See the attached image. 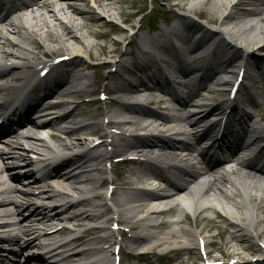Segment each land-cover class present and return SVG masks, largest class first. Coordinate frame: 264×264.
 <instances>
[{
	"label": "bare ground",
	"instance_id": "1",
	"mask_svg": "<svg viewBox=\"0 0 264 264\" xmlns=\"http://www.w3.org/2000/svg\"><path fill=\"white\" fill-rule=\"evenodd\" d=\"M60 1L61 0H9L10 9L8 13L3 17L0 16V49L6 45H11L18 49L22 47L21 44L11 43L7 38L2 36V29H6L7 33L20 38L22 44H25L27 47H32V45H34V48L31 49H26L24 46L20 49L21 52L24 53V56L53 52L54 50L51 49L50 45L54 43H59L63 46H66L67 44L72 45V43H74L76 45L75 52L77 54L85 51V53L89 54L91 57H93L92 51L96 47L99 48L101 55L107 57L122 53L120 52V45L124 41V38L121 36L125 35L126 31L112 26L104 21V19L105 17L114 16L116 13V15L121 17V19L133 28V19L140 12L139 10L127 13L126 11L117 8L118 4H126L127 0H106L107 2H104V0H95L98 3L100 12H97L94 8L88 7L87 0H66V9L70 11V14H68L58 5L61 3ZM77 3H81L82 5L79 6ZM173 7H176L179 10H192L210 23L220 24L221 26L226 25L229 28L224 29L222 27L224 29L223 31L221 29L222 35L210 32V39L206 40L204 38H198L196 42H193V35L200 34V29L198 27L201 26L196 22H192L193 25L185 26L184 29H176L175 27L170 28L168 26V28L160 30L153 36L144 35L138 49L139 53L135 58L136 61L133 63V68L146 71L150 69L151 66H154V68L160 71L161 68L155 65L150 54L146 51L143 52V46L145 47V50L147 46L157 48L161 43L160 39L167 32H173L176 34L171 37L172 41L178 46H181V49L187 50L184 54H173L174 56L171 58L173 61L185 58L188 62L202 63L208 56L215 57L217 55H225L227 49L226 46L230 47L231 50L236 51L237 49L235 50V48H238L237 41H241L248 45L249 49L250 47L252 48V53L250 54L248 52L249 49L247 52L244 51L243 53H237L236 51L235 58L223 60L219 63L217 62L215 68L209 66L210 72L217 71L220 72V74H225L227 73L226 66L229 68L233 67L232 69L235 67H243L247 69V72L251 71L248 76L254 75L255 73L254 77L257 78V80L264 76L262 67V63H264V0H199L196 4L190 5L189 2L177 3L174 4ZM55 8H57V11ZM131 9L134 8L131 7ZM47 15L52 20V23L47 21ZM61 16H64L67 22H65ZM12 17L14 18L13 21L11 20ZM25 19L29 20L26 21L27 24H29V22H34V25H26L24 22ZM79 20L82 22H79ZM231 23L232 25L229 26ZM45 29L47 30L45 31ZM195 29L198 33H195ZM133 30H136V28H133ZM76 33H79L81 36H91L96 40H103V44L98 45L89 41L87 42V46L83 44L84 48H82L77 45L81 40L77 37ZM206 33L209 32L206 30ZM224 38L230 42L226 43ZM171 48L172 47L168 45V47L164 49L165 56L171 53ZM69 49L70 48H68V50ZM11 56H15L22 60L18 55H8L4 53V58L6 59ZM121 56H124V54ZM73 61L75 64H80L82 62L80 59H75ZM237 63L238 65H236ZM251 63L252 66L250 70L248 67ZM168 64H171V62ZM119 65H121V62ZM201 67L204 66L201 64ZM19 70L20 68H17L14 71H1L0 80L10 78L13 73ZM220 74L218 73L216 75ZM182 75L186 79V84H191L192 81H190V78L193 74L184 72ZM115 78L116 75H109L108 77L110 81L115 80ZM80 79L84 78L80 76V78L72 81L66 78L62 87L69 83L71 89H73L74 84H78ZM213 79H211L210 82L214 81ZM135 83L136 84L132 85L122 84L116 88H111L107 85L105 89H107L109 93L118 96V99L122 101L128 98L130 93L138 91L140 88L147 87L142 79L136 80ZM186 84L181 87H188ZM215 85H219L220 87L228 86L227 83H219V80ZM154 87L163 88L161 84H156ZM75 90L76 89H73V91L69 92L65 97L71 94H79ZM215 92L216 91L211 90L209 91V95L212 96ZM2 93L3 91H0V95ZM154 94L155 92H150L148 101L158 105L163 104V99H158ZM228 104L229 106L227 109L232 110L229 114L235 113L233 110L238 104L228 102L221 103L220 106L222 107L217 109L216 112L221 111V109L223 107L225 108ZM203 107L205 109V106ZM203 107L201 108L203 109ZM55 108L56 107L53 109ZM78 108L79 106H77L75 110H78ZM227 109H225L223 113H226ZM74 113L75 112L70 114H72L71 116L74 120H77L79 116ZM210 113L213 112H208L204 117L206 118ZM223 113H221V115H224ZM37 114L42 120L50 117L47 115L46 117H43L44 112ZM143 114L154 118L156 121L144 125L141 119L130 118L127 121H119L118 117L120 115L118 112L106 113L110 118L116 119L108 120L106 127L111 129L115 128L121 132L120 136L117 137V140L119 141L118 144L113 143V149L111 151H105L103 154H97L94 156L90 153L91 150H89L88 152H82L76 155V157L65 163L55 165L51 176L41 178L39 183L35 180L34 184L31 185V187H37L39 189V194H35L30 190L22 193L24 201L27 202L26 204H19L17 202V195L19 193L15 187H5L6 182L2 179V176L7 170L1 166L2 163L0 162V197L3 195L11 196L8 201H0V210H4L9 206H14V211L0 212V218L13 219L18 215L20 218H25V221H27L25 226H20L22 224L19 221H8V225L0 228V232H4L6 230H11L13 227L19 226V234L26 238V242L24 244L25 248L23 247L18 252L17 257L22 258L28 249H32L33 251V249L40 247L39 244L42 239L51 240L69 232L68 229L62 228L51 234L50 232L40 234V231L46 230L51 224H53V222L65 221L74 225L76 228H81L84 225V222H95L97 220L98 217L94 212L99 211V206L91 205V203L86 200L70 204H68L69 202H66L59 208H54L52 210H49L48 207H37L32 209L29 200H32V197L35 199L43 197L46 201H51L55 198L68 200L72 193H83V186L90 187L88 189L92 192L100 185L97 176H95L96 174L93 173L95 170L92 171L91 169L93 164L97 163L102 166L104 165L105 167V163L107 164L114 158L126 155L129 151L134 149L132 142L134 136L126 134V131L129 129L136 132H146L148 136L143 138V141H141L142 145L148 149L158 150V153L156 154L150 153L149 155H145L147 158L145 161L137 160L135 162V167L126 170L124 173L117 172L115 178L106 177L109 186L114 187L111 196V200L114 203V213L118 218V222L122 225H126L134 233V243L138 244V246L147 247L148 252L151 254H155L158 249H165L167 252L171 253H182L192 250V248L189 249V247H187V244L193 239L198 238L199 234L193 233L192 231L179 226L187 220L192 213L195 217V221H208L214 228L220 230V236H227L224 244L232 245L233 243H237L239 248H243L247 251L253 250V238L264 236V229L261 228L264 224V217L260 216L264 214V169L262 171L256 170L258 168L257 164L254 165V163L247 162L239 157L234 159L230 158L226 161L227 163L225 167H229V169H224V166L214 168L199 167L200 164L197 162V157H195L199 152L196 151L195 144L203 135L212 134L211 130H205L203 134L201 131L196 130L199 129L198 127L202 120H196V118L192 119L195 117L194 115H191L188 112L184 113L183 111L175 114L174 117H169L155 111H148ZM229 114L227 115L228 117ZM26 115L24 118H29ZM65 117L66 116L56 117L42 126H47L48 129L54 128L67 121ZM204 117L203 119H205ZM96 119L95 116H91L90 121L92 122L79 127L78 132L62 130L56 131V135L61 137V135L64 134L71 137L76 135L79 136L84 132V135L100 134L103 126L101 127ZM27 120H29V124L32 126H37L42 123L34 119ZM172 120H178L188 126L186 131L182 128L174 136L177 140H180L181 138L183 140H169L170 138L163 136V134L160 136H154L151 133L154 131L162 133V130L164 131L166 127H168L167 129H170V126L175 122ZM233 122L235 124H242L243 120L234 119ZM250 132L258 135L259 138H262L264 137V125L257 124L255 125L254 130L251 129ZM9 137L11 138L0 139L1 142L6 141L5 151L14 158V161H23L30 165H34L32 161H29L26 158V156H29V153L24 150L23 144L24 140L32 142H34V140L29 136L25 135L23 137L18 134ZM102 139L104 142L101 147L108 148L110 146V144H108L109 137L103 136ZM221 141H223V139L217 140L216 142L221 143ZM224 143H226L225 140L222 144ZM260 143L264 144V140ZM84 144L85 140L78 138L72 143H64V147H66L67 150H70L71 148L81 149L86 145ZM165 148L169 150H162ZM176 148L186 149L185 151L190 153L189 157L185 159L179 158L173 152ZM262 148V151H264V145ZM21 151H23L24 154ZM159 162L163 166L171 168L174 172L175 181L170 183L172 189L176 192L175 195L164 196L158 192L148 193L140 190V187L138 186L142 185L147 178L155 176L152 169L156 166L154 164ZM28 166L29 165H27V167ZM73 167L76 168L72 169ZM99 172L103 176L107 175V170L102 169ZM111 172L116 173L113 168ZM228 188H235L236 192H234L233 195H230L228 193ZM177 196L180 197L179 200L181 204L177 202V200L172 202ZM232 197L235 199L240 197L244 202H237ZM205 198L211 199L205 201ZM225 202H228L232 206L231 210L227 208L224 204ZM163 205H167L168 209L163 210L165 207L161 209L160 207ZM21 209H24L29 213L24 215L23 212H20ZM51 211L56 212L53 217L49 215ZM208 214H213L215 219H211ZM27 215L28 217H26ZM137 216L140 218L136 219ZM160 216H168L170 220L161 223H154L155 219ZM216 219H220L224 226L221 227L217 224L215 222ZM176 226H179V228ZM253 233H256L255 236ZM19 234L14 235V237H11L13 239L9 238L10 241L7 239L8 241L5 242L20 244L19 241L22 237H20ZM87 235L89 234L86 231L80 238L72 241L73 244H71V251L75 252V255L71 257L72 259L88 255V252H82L81 255L77 256V254H79L77 250L82 243L86 241L85 237H87ZM208 240L210 241L211 239L202 238L201 241H205L208 246L210 244ZM98 241V239L91 240L93 244H96ZM244 244H248L246 245L248 247H244ZM226 245L224 247H226ZM34 246L35 248H31ZM222 247L223 245H219L218 250H221ZM208 253L211 254L212 251L209 250ZM35 260L44 261L42 257L34 256L30 253L25 258L24 264H32ZM5 261V258L0 257V263H5ZM63 261L64 260L61 262ZM182 262L183 261H180V263ZM8 263L10 264V262Z\"/></svg>",
	"mask_w": 264,
	"mask_h": 264
},
{
	"label": "rangeland",
	"instance_id": "2",
	"mask_svg": "<svg viewBox=\"0 0 264 264\" xmlns=\"http://www.w3.org/2000/svg\"><path fill=\"white\" fill-rule=\"evenodd\" d=\"M138 1L139 0H128V5H125V4H120V5H118L117 6V8H119L120 10H124V11H126V12H128L127 11V9L130 7L129 5H130V2H134L135 4L136 3H138ZM179 2V1H178ZM172 4V3H171ZM61 8H63L64 9V11H66L68 14H70L69 13V11L68 10H66V3H59L58 4ZM142 5V3L141 2H139V6H141ZM160 7H162L161 5H159ZM149 7H150V0H146V4H145V10L146 11H148V9H149ZM163 8V7H162ZM163 9H165L166 11H169V9H168V5L166 4V8H163ZM55 10L57 11V8H55ZM149 12V11H148ZM170 12V11H169ZM44 13V12H43ZM46 14V13H45ZM61 15V14H60ZM114 16L116 17V16H118V15H116V13L114 14ZM61 17H63V19L66 21V19L64 18V16H61ZM46 18H47V21L49 22V23H52V20L49 18V16L47 15L46 16ZM33 24L32 25H34V22H32ZM16 38V37H15ZM14 38V36H10V39L12 40V41H16V39ZM87 39H88V41H94L92 38H89V37H87ZM95 42H97V43H100V44H102L101 42H98V41H95ZM6 51H13V52H17V53H19V51L17 50V49H8V48H6ZM93 55L94 56H98V57H96V59H97V61H98V63H104V64H107L108 65V67L105 69V71L103 72V74H109V73H111V72H113L114 70H115V68L113 67V65H112V63H110V60H108V59H104L105 57L104 56H99V50L97 49V48H95L94 50H93ZM59 54H61V53H59ZM84 73V72H83ZM87 74V76H90V77H92L93 75H92V73H90L89 71H85V75ZM246 85L250 88V93L252 92V94L253 93H255L257 96H258V93H257V91H254V90H258L257 88H255V80H248L247 81V83H246ZM94 90V87L92 86L88 91H89V93L90 94H92V91ZM90 94H87V95H83V96H72V97H68V98H63V97H59L58 96V102H61V101H63L64 99H68V100H71L72 102H77V103H81L83 100H87L88 99V96L90 95ZM246 94H249V93H246ZM219 96H216V99L215 100H217L218 101V99H220V98H218ZM223 99L224 98H227V96L225 95V96H223L222 97ZM258 98H259V96H258ZM94 99H97V97H94ZM260 99V98H259ZM264 99V98H263ZM104 109V108H103ZM89 110H93V112H95L96 111V108H89V109H85V111H89ZM255 113H257V115H259L260 117H262V115H264V107H260V108H258V109H256L255 110ZM73 126V125H72ZM210 216V218H212L213 216L212 215H209ZM262 217H264V214L262 215ZM217 223L221 226V227H223L224 226V224L222 223V222H220L219 220L217 221ZM222 223V224H221ZM180 227H182V228H185V229H187V230H189V231H200V230H202V234H204V236L205 237H207V238H210L211 239V242H214V244L212 243V246L213 245H216L215 246V250H216V247L218 246V245H223V247H222V249L219 251V252H222V253H231V254H233V255H237V256H240V257H243V258H245V259H247L248 257H249V255H248V253L245 251V249H243V248H239L238 247V244L237 243H233L232 245L231 244H228V245H226V244H224V242H225V239H226V237L227 236H223V237H221V236H218L217 234V230L218 229H216V228H214L213 226H212V224H210V223H208V222H201V223H196V221H195V219H194V217L192 216V215H190L189 217H188V219L187 220H185L181 225H180ZM261 228L262 229H264V224L261 226ZM126 239H124V241H125ZM260 242H263V241H260ZM189 244L190 245H192V244H196V242L194 241V240H192V241H190L189 242ZM262 244V243H261ZM226 245V247H224ZM211 246V247H212ZM244 247H246V245L244 244ZM252 248L254 249V250H256L255 248L256 247H254V246H252ZM218 249V248H217ZM125 251L126 252H132V251H130V248H129V245H126L125 246ZM133 253H135V252H133ZM162 253V252H161ZM185 258H186V256H184ZM196 257H200L199 255H197ZM215 257H217L218 258V256L216 255ZM150 264H158V263H156L155 261H150Z\"/></svg>",
	"mask_w": 264,
	"mask_h": 264
}]
</instances>
